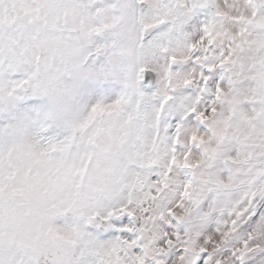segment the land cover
<instances>
[{"label":"snow or ice","instance_id":"1","mask_svg":"<svg viewBox=\"0 0 264 264\" xmlns=\"http://www.w3.org/2000/svg\"><path fill=\"white\" fill-rule=\"evenodd\" d=\"M0 264H264V0H0Z\"/></svg>","mask_w":264,"mask_h":264}]
</instances>
